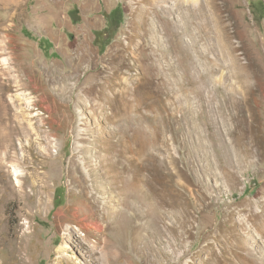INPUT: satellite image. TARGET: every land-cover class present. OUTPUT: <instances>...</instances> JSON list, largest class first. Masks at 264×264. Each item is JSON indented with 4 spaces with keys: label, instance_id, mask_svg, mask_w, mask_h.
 I'll use <instances>...</instances> for the list:
<instances>
[{
    "label": "rangeland",
    "instance_id": "obj_1",
    "mask_svg": "<svg viewBox=\"0 0 264 264\" xmlns=\"http://www.w3.org/2000/svg\"><path fill=\"white\" fill-rule=\"evenodd\" d=\"M9 2L0 264H264V0Z\"/></svg>",
    "mask_w": 264,
    "mask_h": 264
},
{
    "label": "bare ground",
    "instance_id": "obj_2",
    "mask_svg": "<svg viewBox=\"0 0 264 264\" xmlns=\"http://www.w3.org/2000/svg\"><path fill=\"white\" fill-rule=\"evenodd\" d=\"M4 1H7V2H9V1H11V0H4ZM10 3V2H9ZM185 3L186 2H184V5H185ZM217 3V2H216ZM181 4H183V2L181 3ZM190 5V4H189ZM216 5V4H215ZM188 6V5H187ZM191 6V5H190ZM192 10V9H191ZM195 10V9H194ZM196 11V10H195ZM221 23V22H220ZM214 70V66L211 68V71H213ZM199 81V80H198ZM192 82V81H191ZM196 84H198V82H197V80L196 79H194V82L192 83V85H196ZM209 87V86H208ZM216 87V86H215ZM215 87H213V88H215ZM217 88V87H216ZM194 91H196V93H198V94H200L201 93V90H200V88L199 87H197V86H195L194 87V89H193ZM209 90V89H208ZM214 91V90H213ZM218 92V91H217ZM206 98V97H205ZM207 99V98H206ZM234 102V101H233ZM205 103V102H204ZM217 104V103H216ZM223 106V105H222ZM249 111V110H248ZM229 115V114H228ZM252 118V117H251ZM236 120V119H235ZM248 121V120H247ZM246 133V132H245ZM246 136V135H245ZM249 143H250V141H249ZM251 144V143H250ZM248 145V144H247ZM246 147V146H245ZM252 148V147H251ZM250 147H249V151H250V153H251V149ZM248 151V150H247ZM246 151V152H247ZM248 151V152H249ZM247 152V153H248ZM252 153H253V151H252ZM21 155V154H20ZM254 155V154H253ZM9 156H13L15 159H17L19 156H18V153H16V151H11V149L10 148H7V147H0V169L1 170H3V172H5L4 173V175H5V177H9V176H12V177H14V180L16 181V182H19V179H18V176L20 175V174H22V173H20V171L16 168V167H12L11 169L9 168L8 170H5L4 168H6V167H10L11 165L10 164H12L11 162H8L7 161V158L9 157ZM5 179V178H4ZM3 182H8L7 180H3ZM118 187V186H117ZM162 188L165 190V188L162 186ZM170 191V190H169ZM10 192L11 193H15V194H18L19 196H21V197H25V196H27V193H26V191L24 190V186L22 185V184H19V185H10ZM159 194V193H158ZM167 195H168V193H167ZM104 196V195H103ZM100 198V197H99ZM99 198H94L95 200H94V203L96 204V206L99 204L101 207H100V210H101V213H105L106 212V203L104 202V203H100V201L101 200H99ZM101 199V198H100ZM165 199V202H166V204L168 205V206H171V204H172V199H170V197H167V198H164ZM167 200V201H166ZM42 206V205H41ZM99 207V206H98ZM83 226L84 227H91V228H94V229H99L100 230V226L96 223V222H92V223H83Z\"/></svg>",
    "mask_w": 264,
    "mask_h": 264
}]
</instances>
